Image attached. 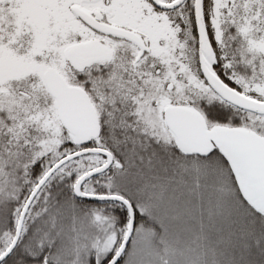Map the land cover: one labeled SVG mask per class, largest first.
<instances>
[{"label": "snow or ice", "instance_id": "obj_1", "mask_svg": "<svg viewBox=\"0 0 264 264\" xmlns=\"http://www.w3.org/2000/svg\"><path fill=\"white\" fill-rule=\"evenodd\" d=\"M0 264H264V0H0Z\"/></svg>", "mask_w": 264, "mask_h": 264}]
</instances>
